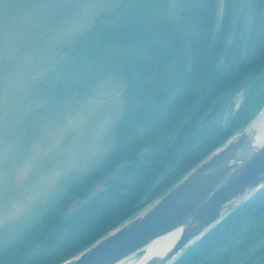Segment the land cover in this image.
<instances>
[{
  "label": "trees",
  "instance_id": "16d2710c",
  "mask_svg": "<svg viewBox=\"0 0 264 264\" xmlns=\"http://www.w3.org/2000/svg\"><path fill=\"white\" fill-rule=\"evenodd\" d=\"M219 8L220 0H121L81 37L83 53L106 68L99 79L125 85L114 145L0 251V264H63L80 255L255 118L260 110L243 114V104L242 113L226 116L227 104L215 103L264 66V0H225L222 19ZM263 243L264 188L176 264H264Z\"/></svg>",
  "mask_w": 264,
  "mask_h": 264
},
{
  "label": "rangeland",
  "instance_id": "374dc122",
  "mask_svg": "<svg viewBox=\"0 0 264 264\" xmlns=\"http://www.w3.org/2000/svg\"><path fill=\"white\" fill-rule=\"evenodd\" d=\"M120 3L0 0V251L112 150L125 85L114 76L100 80L106 68L79 41ZM240 88L247 89L243 114L253 117L264 108V66ZM142 255L127 260L136 264Z\"/></svg>",
  "mask_w": 264,
  "mask_h": 264
},
{
  "label": "water",
  "instance_id": "95a60500",
  "mask_svg": "<svg viewBox=\"0 0 264 264\" xmlns=\"http://www.w3.org/2000/svg\"><path fill=\"white\" fill-rule=\"evenodd\" d=\"M224 8L225 0H220L221 16ZM223 101L220 98L216 106ZM243 101V94L235 97L236 110ZM230 112L228 108L227 114ZM263 112L264 108L241 133L146 210L63 264H120L144 254L155 241L172 234L176 237L169 249L146 256L138 264H176L191 247L264 188V136L251 128ZM177 165L160 179L154 191L176 171Z\"/></svg>",
  "mask_w": 264,
  "mask_h": 264
},
{
  "label": "bare ground",
  "instance_id": "6f19581e",
  "mask_svg": "<svg viewBox=\"0 0 264 264\" xmlns=\"http://www.w3.org/2000/svg\"><path fill=\"white\" fill-rule=\"evenodd\" d=\"M240 1V0H239ZM224 12H225V8H224ZM224 12H223V15H224ZM223 15L221 16V13H220V8H219V18L220 19H222L223 18ZM224 60L222 59V62H223ZM257 71V70H256ZM256 71H254V72H256ZM253 72V73H254ZM252 75V74H251ZM250 76V75H249ZM248 78V77H247ZM246 78V79H247ZM245 79V80H246ZM244 80V81H245ZM243 81V82H244ZM245 92H247V89L246 88H244V90H242V91H239L236 95H235V97H237V96H239L240 94H243V98H244V95H245ZM235 97H234V99H235ZM221 105V104H220ZM220 105H218V106H220ZM218 106H216V103H215V107H218ZM227 110H228V108H227ZM227 112V111H226ZM189 119V118H188ZM187 119V120H188ZM187 120L185 121V122H187ZM185 122H184V124H185ZM211 122L212 123H218L219 122V116L218 117H215V118H213V120L211 119ZM183 124V125H184ZM182 125V126H183ZM182 126H181V128H182ZM251 128H254L255 130H257V132H258V135H261V136H264V112L262 113V115L257 119V121L251 126ZM233 139V138H232ZM221 148V147H220ZM219 148V149H220ZM218 150V149H217ZM216 150V151H217ZM175 237H176V235L175 234H172V235H167V236H164V237H162V238H160L159 240H157V241H155L151 246H149L148 248H146L145 249V253L142 255V257H141V259L136 263V264H138L144 257H146V256H149V255H151V254H154V253H157V252H162V251H165V250H167V249H169L170 247H171V245L174 243V241H175ZM264 244V243H263ZM195 246V245H194ZM193 246V247H194ZM193 247H191V249L193 248ZM190 249V250H191ZM189 250V251H190ZM188 251V252H189ZM187 252V253H188ZM186 253V254H187ZM185 254V255H186ZM184 255V256H185ZM133 262H131V261H129V260H126V261H123V262H121L120 264H132ZM134 264V263H133Z\"/></svg>",
  "mask_w": 264,
  "mask_h": 264
},
{
  "label": "flooded vegetation",
  "instance_id": "af4514ba",
  "mask_svg": "<svg viewBox=\"0 0 264 264\" xmlns=\"http://www.w3.org/2000/svg\"><path fill=\"white\" fill-rule=\"evenodd\" d=\"M242 90H244V88L243 89H241V90H238V92L239 91H242ZM234 97L235 96H233V94H231V95H229L227 98H224V101L221 103V105L222 104H227V108H231V112L229 113V114H227V112H226V116H230V114H236L240 109H241V107L243 106V104H244V101H245V95H244V101H243V103H242V105H241V107L239 108V109H237L236 110V103H235V99H234ZM233 104V105H232ZM227 108H226V111H227ZM254 197V196H253ZM252 197V198H253ZM251 198V199H252ZM251 199H249L248 201H250ZM247 201V202H248ZM182 259V258H181Z\"/></svg>",
  "mask_w": 264,
  "mask_h": 264
}]
</instances>
